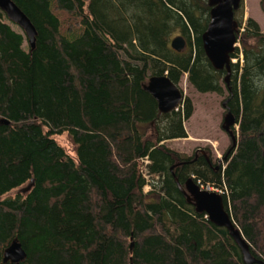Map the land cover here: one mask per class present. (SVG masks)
Wrapping results in <instances>:
<instances>
[{
	"label": "trees",
	"instance_id": "1",
	"mask_svg": "<svg viewBox=\"0 0 264 264\" xmlns=\"http://www.w3.org/2000/svg\"><path fill=\"white\" fill-rule=\"evenodd\" d=\"M13 1L36 40L30 50L0 11V120L9 122L0 123V264H12L2 252L14 238L26 252L20 264H244L228 231L178 187L188 178L223 190L225 209L264 264L258 22L243 24L241 6L234 11L239 46L227 85L202 44L208 0ZM175 36L186 41L180 51L171 48ZM163 74L177 86L185 76L200 93L222 95L225 85L236 145L224 167L208 148L195 158L165 144L187 137L194 106L184 96L176 110L159 112L144 85ZM63 133L71 149L56 138Z\"/></svg>",
	"mask_w": 264,
	"mask_h": 264
},
{
	"label": "water",
	"instance_id": "2",
	"mask_svg": "<svg viewBox=\"0 0 264 264\" xmlns=\"http://www.w3.org/2000/svg\"><path fill=\"white\" fill-rule=\"evenodd\" d=\"M241 2L242 0H208L210 16L201 36L207 59L215 70L225 71L224 82L227 85L231 76V55L235 50L238 28L234 20V11L240 7ZM0 11L22 30L30 50H33L36 29L26 13L13 0H0ZM170 45L175 51H180L186 46V41L182 36H175L171 39ZM144 88L156 100L161 113L176 110L184 99L183 90L171 82L165 74L149 77ZM0 123L8 124L9 122L1 119ZM235 124L233 114L227 111L223 118L222 128L229 134L232 147L236 145V138L231 129ZM176 182L180 190L186 194L187 199L194 205L196 212L204 213L211 223L228 231L241 252L244 264H263L260 259L251 254L248 243L239 228L235 226L231 214L225 209L222 193L201 189L192 178H188L183 186L177 180ZM32 183L33 181L22 191H28ZM132 248L133 243L131 242L130 250ZM25 257L26 252L17 238H14L2 252L3 263L20 264Z\"/></svg>",
	"mask_w": 264,
	"mask_h": 264
},
{
	"label": "rangeland",
	"instance_id": "3",
	"mask_svg": "<svg viewBox=\"0 0 264 264\" xmlns=\"http://www.w3.org/2000/svg\"><path fill=\"white\" fill-rule=\"evenodd\" d=\"M259 2L260 0H242L240 5L242 9V22L244 24L248 17H252L264 31V13L260 9ZM236 46H239V44L236 43ZM179 87L183 90L184 96L191 98L194 110L191 117L184 122L187 137L168 140L165 144L187 156L202 148L212 149L214 151L213 155L214 153L217 154V152L219 155L224 154L232 144L231 138L221 127L226 113V109L223 106V101L227 94L225 85V91L222 95L213 92L200 93L186 83L184 76ZM235 128L237 129V127ZM56 138L65 148L71 149L72 144L66 133L60 134ZM221 165L222 167L224 166L223 163ZM148 190L149 186L147 185L144 188V192Z\"/></svg>",
	"mask_w": 264,
	"mask_h": 264
},
{
	"label": "flooded vegetation",
	"instance_id": "4",
	"mask_svg": "<svg viewBox=\"0 0 264 264\" xmlns=\"http://www.w3.org/2000/svg\"><path fill=\"white\" fill-rule=\"evenodd\" d=\"M227 112V111H226ZM223 123V122H222ZM221 127H222V125H221ZM223 129V128H222ZM228 134V133H227ZM229 135V134H228ZM230 137V136H229ZM209 151V153L211 154V156H212V158H213V160H214V162L216 163V165L217 166H219V165H221L223 162H224V160H225V154H222V155H219V153L217 152V154H215L214 153V155H213V150L211 149V150H208ZM205 152V151H204ZM203 151H202V153H204ZM193 155L195 156V158H198V153L197 152H193Z\"/></svg>",
	"mask_w": 264,
	"mask_h": 264
},
{
	"label": "built area",
	"instance_id": "5",
	"mask_svg": "<svg viewBox=\"0 0 264 264\" xmlns=\"http://www.w3.org/2000/svg\"><path fill=\"white\" fill-rule=\"evenodd\" d=\"M240 61H242V56L240 55ZM234 61H235V59H233ZM196 183L199 185V187L201 188V189H206V190H208V191H217V192H220V193H223L222 191H221V189H219V188H216V187H214V186H212V185H210V184H202L199 180H197L196 181Z\"/></svg>",
	"mask_w": 264,
	"mask_h": 264
},
{
	"label": "bare ground",
	"instance_id": "6",
	"mask_svg": "<svg viewBox=\"0 0 264 264\" xmlns=\"http://www.w3.org/2000/svg\"><path fill=\"white\" fill-rule=\"evenodd\" d=\"M240 55H241V53L239 54V57H240ZM241 56H242V55H241ZM233 59L237 60L236 58H232V59H231L232 62H234ZM239 59H240V58H239ZM235 62H236V61H235Z\"/></svg>",
	"mask_w": 264,
	"mask_h": 264
}]
</instances>
